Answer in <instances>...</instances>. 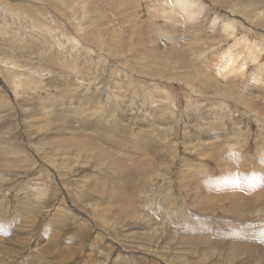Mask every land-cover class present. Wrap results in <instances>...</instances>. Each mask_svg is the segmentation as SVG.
Returning a JSON list of instances; mask_svg holds the SVG:
<instances>
[{
    "label": "rangeland",
    "instance_id": "obj_1",
    "mask_svg": "<svg viewBox=\"0 0 264 264\" xmlns=\"http://www.w3.org/2000/svg\"><path fill=\"white\" fill-rule=\"evenodd\" d=\"M199 1L0 0V264H264V0Z\"/></svg>",
    "mask_w": 264,
    "mask_h": 264
},
{
    "label": "bare ground",
    "instance_id": "obj_2",
    "mask_svg": "<svg viewBox=\"0 0 264 264\" xmlns=\"http://www.w3.org/2000/svg\"><path fill=\"white\" fill-rule=\"evenodd\" d=\"M58 8V7H57ZM163 10V13H165V15H163L165 18H167L168 20H174L178 23H182V22H179L177 21L179 15H182L183 16V23L182 24H185L186 21L189 22V23H196L198 22L199 20H201V17L203 14H204V11H205V5L203 3H201V1L199 0H171V3H167L166 7H163L162 8ZM161 10V12H162ZM217 19V18H216ZM217 22H214V26L215 27H218L220 26V24L217 26ZM52 25V24H51ZM222 27L224 29V32H231V34H234L235 35V31L237 29V26H236V23L235 22H230V21H225L222 23ZM119 32H121L119 29H118ZM129 35V34H128ZM132 35V34H131ZM115 37V36H114ZM116 38V37H115ZM123 41V40H122ZM105 44V42H104ZM103 44V45H104ZM234 45L236 46H242V48H244V40L243 42H236ZM258 56V53H254V55L251 54V52H249V57L250 58H253L255 59L256 57ZM243 60V62L241 64H239V62ZM247 57L244 61V57L242 56L240 58V50L239 51H236V52H233L231 51L230 53H226L224 55V58L223 60L221 61L223 63V67L220 68L218 66V68H220L219 70V73L223 74L222 75V78L224 79H227L228 77H231V76H234V75H240V74H243L246 72L247 70ZM50 69V68H49ZM43 74V73H42ZM20 77V76H19ZM221 77V76H220ZM255 80V85H258V86H262V84L259 83V80L257 79H254ZM20 81V80H19ZM15 82V81H14ZM17 82V81H16ZM18 85V84H17ZM20 85V84H19ZM22 86V85H21ZM57 87V86H56ZM48 96V95H46ZM58 99V98H57ZM60 99V98H59ZM61 135V134H60ZM62 136V135H61ZM80 137V136H79ZM63 138V137H61ZM67 138V137H66ZM70 139V138H69ZM68 139V140H69ZM50 140V139H49ZM62 140V139H60ZM79 149H82V146L80 145L79 146ZM99 149V148H98ZM2 151V150H1ZM93 151V150H92ZM102 151V150H101ZM6 152V151H4ZM7 153V152H6ZM16 159V158H15ZM115 160V159H114ZM17 161V160H16ZM15 161V162H16ZM20 161V160H18ZM118 162V161H117ZM119 163V162H118ZM120 166L123 167L124 164L123 162H120ZM108 165H110V167H113L115 168L116 166L114 165V163L112 162V158L110 157V160L107 162ZM117 164V163H116ZM248 163H246V166H247ZM118 165V164H117ZM248 167V166H247ZM118 168V167H117ZM243 174V173H242ZM246 180V179H245ZM248 184L249 181H248ZM245 185V184H244ZM250 186V185H248ZM246 185V188L248 187ZM260 188H264V184H262L260 186ZM249 189V188H248ZM247 189V190H248ZM214 190V189H213ZM246 190V191H247ZM260 192H263L264 191H260ZM248 194V193H247ZM259 192L257 193V199L259 198V196L261 194H259ZM159 195V194H158ZM233 196V195H232ZM263 197V196H262ZM241 198V196L239 197ZM237 199V198H235ZM242 200H246L244 197L241 198ZM261 199V198H260ZM238 203L236 201H234L233 199V202H232V205L235 204V206L237 207L238 205L241 204V201L238 199L237 200ZM256 202V201H255ZM125 205V204H124ZM111 205H107V207H110ZM120 206V205H119ZM113 208V207H112ZM96 209V207H95ZM111 210V209H109ZM210 210V209H209ZM112 211V210H111ZM120 211V210H119ZM160 213V212H158ZM122 214V213H121ZM154 216V215H153ZM165 223V222H164ZM18 228V227H17ZM157 229V228H156ZM10 234V233H9ZM197 238V237H196ZM195 238V239H196ZM199 238V237H198ZM1 239V238H0ZM3 239V238H2ZM5 240V239H4ZM4 242V241H3ZM14 242V241H13ZM12 244V243H11ZM209 245V244H208ZM227 256V254H226ZM64 257V256H62ZM220 258V257H219ZM218 260V259H217ZM222 262V261H221Z\"/></svg>",
    "mask_w": 264,
    "mask_h": 264
}]
</instances>
